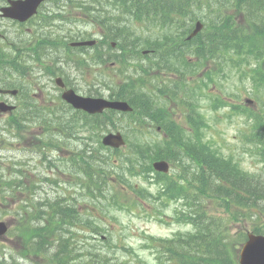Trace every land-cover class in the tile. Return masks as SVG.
<instances>
[{
	"label": "rangeland",
	"instance_id": "374dc122",
	"mask_svg": "<svg viewBox=\"0 0 264 264\" xmlns=\"http://www.w3.org/2000/svg\"><path fill=\"white\" fill-rule=\"evenodd\" d=\"M48 3H45L46 6H50ZM60 25L71 28H79L80 25L77 23L75 25L69 24L67 22H62ZM132 25L135 29L141 33L143 38H154L162 33L159 32L157 28L152 26H146L137 22H132ZM89 31L90 27H86ZM168 28L164 31L167 32ZM191 63L194 61L190 60ZM196 63V62H195ZM40 64H44L40 62ZM42 65H34V73L32 75V81L36 82L40 79V82L32 85V89L34 93L29 92L28 95H17L16 98L22 101L24 99L27 101V96L30 98L38 97V103L41 106L46 107L48 105V99L50 97V93L57 94V89H50L53 87L54 83L51 78L46 76L43 71ZM218 65L221 67L219 71H216L215 65L212 63H208L205 68H210L211 70V78L213 81H210L205 74H203V64L198 67L195 72L190 70V72H186L187 76L185 78L187 82V89H195L197 101L200 105L201 113L205 120V126L203 128H198L197 131L199 133H204L205 142L201 138H197L196 142L202 144L204 149L214 150V152L221 154L222 158L228 159L227 155L232 156L234 159H230V164L234 165V163L239 162V166L243 169L255 172L256 174L264 172V160H262L260 154L255 149L252 150L251 145L252 142L242 138L241 134L244 132H250L251 135L252 130H259L261 124H257V119L255 117L247 118L242 114V107L247 105L245 102L246 99H249L250 107L253 111H251L250 115H262L264 117V107L255 100L254 89L251 88L250 84L245 82V78H241L234 69L237 70L235 66H233L229 61H224L220 59ZM38 66V68H37ZM67 73L73 75L78 84L76 85L79 89V92L85 93L87 89L86 86L88 82H91V79H103L108 80L112 83H117L122 79L121 71L112 68H90L85 69L84 71H80L79 69H74L73 67L64 65L62 66ZM155 67V66H154ZM70 71V72H69ZM118 75V79L115 78ZM174 75H169L167 73L159 72L156 67L151 68L149 74L146 76L148 80H151L153 83V87H149V89H155L156 86H164L166 85L167 89H162L165 93L160 97L156 103H160L161 100H165L166 102L161 105H158V108L162 114V116H169L171 114L175 115L174 117H169L167 119L170 123H177L180 125L185 124L183 118L180 117L182 114L180 107L177 108L179 102L186 108L187 100L184 96V91L179 87V82L176 81L173 77ZM171 82H174L176 89L171 85ZM43 85V87L39 90L37 87ZM186 89V88H185ZM9 101H15V95H7ZM214 97H218L220 100L224 101L223 106L213 109L212 104L216 99ZM47 100V105H46ZM209 102L210 108H209ZM185 103V104H183ZM55 106L59 107L57 104ZM234 108H231V107ZM237 106H239L237 108ZM58 110L55 111L56 114ZM170 113V114H169ZM256 115V116H257ZM7 114L0 113V179L5 180L9 175L14 174L15 166H17V162L19 161L21 166H23V170L29 175H34L33 183L36 185L34 201H38V198L44 197H53V196H69V198L75 197L80 198V189L78 184H74V181H77L75 178L78 176V170H74L71 165H69L68 155L69 150L66 152H61L62 156L66 157V161L64 160L59 166L57 170H54V173L48 172L43 164L39 163L36 159V156L28 154L21 147H17L18 143L16 139L19 137L16 134V127L11 126V121L7 118ZM125 114H116L114 124L116 128L120 126L118 129H123L124 124L127 123ZM46 117V116H45ZM154 119V118H153ZM264 121V120H263ZM48 122V121H46ZM53 122H58L54 120ZM151 122V123H150ZM146 121L143 123V127H141L140 131H137V128L129 129V140L137 145L142 144L148 148V150H152L151 148L156 145L159 146L164 151H169L167 149V145H162L163 135L161 133H157L155 131V123L153 121ZM59 123V122H58ZM194 125V123H193ZM109 129H113L112 125ZM174 129H176L179 134L176 135V138L179 141H183L187 139L189 133V128H177L176 125ZM197 128V124L194 125ZM46 126L42 122H37L35 126L32 128L31 135H26L27 141L29 143H33L37 138L36 134H40L42 130L44 131ZM130 128V126H129ZM127 130H125L124 134L127 137ZM264 130V126L262 129ZM97 134L99 132L92 131ZM105 132H101L106 133ZM81 139H78L80 143L84 141V137H88L89 133L87 130H79L78 133ZM76 134V135H77ZM180 138H184L181 139ZM20 139V138H19ZM85 141L89 142L87 138ZM21 142V141H20ZM73 144L75 141H71ZM72 147V144H68ZM125 150L128 151V149ZM31 152V151H29ZM126 155L123 156L124 159H136V156L133 153V150H129ZM72 154V152H71ZM70 154V155H71ZM69 155V156H70ZM120 156H113V161H118ZM147 159H151L149 156ZM178 163L173 161L170 164V168L167 173H170L172 170L177 172ZM39 177H47L55 179V183H50L48 181L41 180L37 181ZM264 179V175H263ZM112 182V181H111ZM131 182L136 185L141 184L142 186H148L146 181L141 178L131 179ZM25 183H28L25 181ZM179 184V182H177ZM185 184V182H184ZM188 188V185H186ZM151 192L155 191L153 186H149ZM106 192L111 198L113 196V192L115 193L116 198L120 203L124 204L123 208L111 207V211L108 215V218H102L101 216L95 215L97 218L105 219L108 223L107 229L104 230L106 233L110 231L111 238H108V242L113 247H116L115 255H117L122 260H128L132 264H153V257L151 254L147 252L146 249H143L142 246V238L144 234H153L155 236L161 237H170L176 231H186L190 228L189 224H178L174 220L171 219L173 217V207H180L182 204L180 202L171 201L167 203L168 205L161 204L158 200L152 201V198H138L134 195V192L131 191L128 187H120L116 182H114L113 186L106 187ZM12 190H1L0 193V213L3 210H9L10 208H17L19 203L21 202V198H24L23 194H18L13 196ZM20 199L19 201H17ZM15 200L17 202H15ZM80 200V199H79ZM94 205V204H93ZM97 205V204H95ZM163 205V206H162ZM252 208V209H251ZM251 210H248L247 207H242L241 210H238L239 214H247L248 211H252L255 215H260V210L256 207H251ZM160 209V211H158ZM232 210V209H231ZM214 215H223L226 216L227 213L222 210H215L212 212ZM87 214H91L88 212ZM251 217L252 219L245 217H241L239 215L238 218H232L229 216V219L224 221L222 226L213 227L205 230L206 232L214 236L215 242H217V246L220 250H226L230 254L232 258L235 259V256L238 255L239 244L245 238L247 232L253 231L256 227H258V222L263 221L262 216L259 218ZM160 218L161 221L158 219ZM0 219L7 221L9 224L15 223V218L13 216L1 215ZM246 230V234L243 230ZM93 232H88L86 236L91 235ZM94 244H97L94 242ZM128 244H131L135 247L136 253L126 251V247H129ZM180 245L172 246L171 248L178 249ZM121 247V249H119ZM160 248H164L161 246ZM166 250L169 248H165ZM81 255H84V249L81 247L80 249ZM52 254H49V256ZM51 257V256H50ZM174 257H171L169 260V264H172ZM32 264H41L33 261Z\"/></svg>",
	"mask_w": 264,
	"mask_h": 264
},
{
	"label": "trees",
	"instance_id": "16d2710c",
	"mask_svg": "<svg viewBox=\"0 0 264 264\" xmlns=\"http://www.w3.org/2000/svg\"><path fill=\"white\" fill-rule=\"evenodd\" d=\"M123 6H135L151 5L161 7L164 5L165 0H121ZM219 10V19L210 27L211 35L205 34L204 40H201L196 47V53L203 58L213 59L214 56H224L230 60L234 58L239 59L243 64H248L249 69L252 71V77L258 79L260 75L262 81L264 80V0H225V3L214 1ZM213 10V8H210ZM205 23H210L208 15L204 16ZM199 48H201L199 50ZM248 58L250 60L248 61ZM245 62V63H244ZM264 98V97H263ZM101 117L95 118V124L97 127L101 124ZM137 119V118H136ZM141 122V119L133 121L134 124ZM169 131V129H167ZM170 132V131H169ZM172 135V134H171ZM167 136V139H163L162 145H170L173 150L177 148L178 141L175 137ZM256 135L262 137V132H256ZM170 138V140H169ZM181 144L184 147H179L188 156H194V178L196 184L192 189L180 188L179 178L183 175L177 174L174 179L167 178L164 186V193L169 198L173 199H186L190 205L194 206V212L186 211L179 215L180 218L189 221L195 231L183 236H178L173 242L167 244V246L180 245L178 249L169 248V257H174L175 264H235L232 257L226 250H220L217 242L214 240V236L207 233L205 230L222 226L226 219V216H214L208 215L202 208L206 199H210L212 203H216L222 207L229 215L234 218L237 214L245 216L246 214H239L238 210L242 207H247L251 210V207H256L260 210V215L264 218V179L263 175L255 173L250 174L238 165H230L226 161H218L214 150H206L202 146L188 137ZM184 139V138H180ZM141 146V145H140ZM139 144L132 145L129 143V149L139 147ZM255 148L257 146L255 145ZM259 150L264 158V147L258 145ZM257 148V149H258ZM172 150V151H173ZM171 151V152H172ZM151 156H163L165 158H175L172 153L161 152L158 153V149L150 151ZM92 159V160H89ZM99 162L105 166L103 158L97 156ZM82 163L88 168H95L96 163L93 160V155H87L81 157ZM182 163V162H181ZM138 162L128 161L121 162L119 169L121 172L127 171L137 174L143 171V167ZM144 164V163H143ZM184 164V163H183ZM147 168V165L144 166ZM187 168L190 167L180 165V172H187ZM129 173V174H130ZM132 175V174H131ZM188 179L184 177V180ZM165 182V181H164ZM163 188V187H162ZM141 196V195H140ZM190 199V200H188ZM232 209V210H231ZM63 214H69V210H61ZM57 212V211H56ZM63 219L61 214H58L53 220L60 223V226L67 221L70 224V219L65 217ZM64 221V222H63ZM62 222V223H61ZM93 223V219L89 221ZM46 222L39 228L45 227ZM91 228H93L91 226ZM258 232H264V220L258 224V227L254 229ZM187 244V245H186ZM185 246H192L191 249L186 250ZM69 251H72L69 248ZM88 264V263H83Z\"/></svg>",
	"mask_w": 264,
	"mask_h": 264
},
{
	"label": "water",
	"instance_id": "95a60500",
	"mask_svg": "<svg viewBox=\"0 0 264 264\" xmlns=\"http://www.w3.org/2000/svg\"><path fill=\"white\" fill-rule=\"evenodd\" d=\"M74 95V94H73ZM71 96L66 97L74 106L81 107L84 109H88L90 111L98 110L99 105L97 104L98 100L96 99H88V98H81L79 96ZM111 105L115 108L125 109V103L118 102V103H111ZM115 141L118 143L120 141L119 134L115 135ZM105 143H110L107 137L104 138ZM242 256L245 257L246 261L249 263L246 264H264L263 261H257L258 256L264 257V237L259 235H249L248 240L246 241L243 250ZM255 262V263H252Z\"/></svg>",
	"mask_w": 264,
	"mask_h": 264
},
{
	"label": "flooded vegetation",
	"instance_id": "af4514ba",
	"mask_svg": "<svg viewBox=\"0 0 264 264\" xmlns=\"http://www.w3.org/2000/svg\"><path fill=\"white\" fill-rule=\"evenodd\" d=\"M9 3V0H0V9L1 7L7 5ZM4 26V27H3ZM10 31L12 39L17 38L18 35V22H16L14 19L10 18H4L0 15V40L5 41L2 39L5 34ZM27 55V54H26ZM24 56V54L20 55V57ZM29 56V55H28ZM13 76H8L7 78H12ZM18 78V75H17ZM8 85L5 84V87H0V89H9L7 87ZM66 87H62L61 89H65ZM7 94H1L0 93V100L5 99V96Z\"/></svg>",
	"mask_w": 264,
	"mask_h": 264
}]
</instances>
